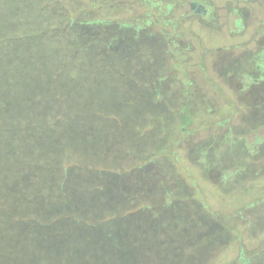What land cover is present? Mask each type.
Returning a JSON list of instances; mask_svg holds the SVG:
<instances>
[{
	"label": "rangeland",
	"instance_id": "374dc122",
	"mask_svg": "<svg viewBox=\"0 0 264 264\" xmlns=\"http://www.w3.org/2000/svg\"><path fill=\"white\" fill-rule=\"evenodd\" d=\"M190 1L0 0V264H264V0Z\"/></svg>",
	"mask_w": 264,
	"mask_h": 264
},
{
	"label": "flooded vegetation",
	"instance_id": "af4514ba",
	"mask_svg": "<svg viewBox=\"0 0 264 264\" xmlns=\"http://www.w3.org/2000/svg\"><path fill=\"white\" fill-rule=\"evenodd\" d=\"M190 6H191V8L195 14H200L201 16H207L209 14V9L200 0H191ZM250 58L251 59L249 61L251 62V68H247L246 70H242V72L246 71L245 73H252V71H254L256 73L254 75H260V77H261L264 74V69L262 70V67H261L262 60H264V55H262L261 51H260V52L255 53L253 55V57H250ZM258 61H260V62H258ZM246 64H248V63H246ZM235 73H237V72H235ZM256 81H257V79H254L253 81L248 82L244 86V88L242 89V91H244L246 93V97L248 95L251 96V94H249L251 92L253 93L252 96L255 94L257 95L256 88L258 86H261L262 88H264L263 87L264 85L258 84ZM252 85L254 86L253 90H252V88L251 89L249 88ZM256 99H257V97H256ZM256 99H254V98L252 99L253 100L252 104H254V106H257L258 108H260L259 106L264 104V101H259L257 104ZM259 153H261V152H259Z\"/></svg>",
	"mask_w": 264,
	"mask_h": 264
},
{
	"label": "trees",
	"instance_id": "16d2710c",
	"mask_svg": "<svg viewBox=\"0 0 264 264\" xmlns=\"http://www.w3.org/2000/svg\"><path fill=\"white\" fill-rule=\"evenodd\" d=\"M67 200V197L65 196L64 197V201H66ZM150 218V217H149ZM148 219V218H147ZM160 222V221H159ZM159 224V223H158ZM146 226H149L150 228H152V230L154 231V233H155V229L157 228V226L153 223V225H149V224H145V226L143 227V228H145ZM152 226V227H151ZM60 229H61V232L60 231H58L57 232V230L55 231V233L52 235V233L51 232H48V234H47V232H45V233H41V234H43L44 236H40L39 237V235L40 234H38L37 235V239L38 240H40V241H46V242H55V243H62V241H64L65 240V238H64V231H63V229H62V225H61V227H60ZM99 228H96V229H93V231H95V232H97V230H98ZM59 230V229H58ZM139 230H141V229H139ZM100 233H103V235H102V237H103V240L104 241H106V242H110V243H112V242H114V239L113 238H111L112 237V235H110V234H112V232H104V230H100L99 231ZM145 232V230H143V233ZM107 233H109V236H107ZM140 233H141V238H143V234H142V232L140 231ZM45 235H46V237H45ZM97 238H98V236L96 235V240H97ZM140 238V239H141ZM123 239H125V238H123ZM125 240H127V239H125ZM129 240V239H128ZM139 240V239H138ZM137 240V241H138Z\"/></svg>",
	"mask_w": 264,
	"mask_h": 264
}]
</instances>
